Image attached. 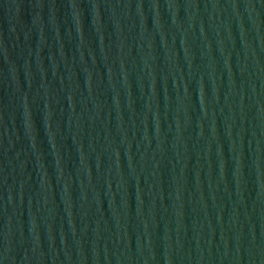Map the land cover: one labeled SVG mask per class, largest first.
I'll return each mask as SVG.
<instances>
[{"label":"water","instance_id":"95a60500","mask_svg":"<svg viewBox=\"0 0 264 264\" xmlns=\"http://www.w3.org/2000/svg\"><path fill=\"white\" fill-rule=\"evenodd\" d=\"M0 264H264V0H0Z\"/></svg>","mask_w":264,"mask_h":264}]
</instances>
